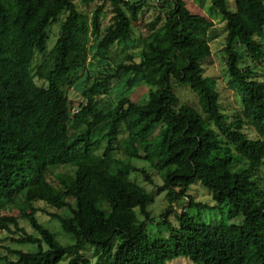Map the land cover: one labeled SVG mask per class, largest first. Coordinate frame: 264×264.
<instances>
[{"label": "trees", "instance_id": "1", "mask_svg": "<svg viewBox=\"0 0 264 264\" xmlns=\"http://www.w3.org/2000/svg\"><path fill=\"white\" fill-rule=\"evenodd\" d=\"M171 1L164 23L158 27V15L147 25L140 60L127 53L94 81L88 74L85 103L75 110L64 85L75 84L73 75L87 70L94 44L96 57L107 61L114 47L134 42V24L148 0H106L92 17L73 0H0V206L20 201L28 211L4 217L0 230L19 235V246L37 247L7 249L0 264H168L179 258L264 264V81L254 77L264 64V0H234V11L228 0H212L227 27V71L242 96L240 120L232 122L203 67L218 37L214 23L193 14L184 0ZM107 2L113 16L103 30ZM63 13L49 49V29ZM239 46L253 67H241ZM123 76L152 88L145 104L101 101ZM175 87L194 92L198 108L180 105ZM246 125L256 139L244 132ZM135 160L148 162L163 181L159 192H165L168 207L159 221L149 212L154 195L120 177L137 174L154 184ZM241 162L245 167L238 169ZM58 169L60 188L48 179ZM197 183L210 193L212 205L190 195ZM183 200L187 209L178 215L174 207ZM190 210L219 211L223 219L197 222ZM38 213L58 222L74 243L61 245ZM172 215L177 225L169 221ZM21 219L37 236L20 226ZM148 224L167 226L169 238L151 241ZM85 246L95 248L94 263L81 254Z\"/></svg>", "mask_w": 264, "mask_h": 264}, {"label": "rangeland", "instance_id": "2", "mask_svg": "<svg viewBox=\"0 0 264 264\" xmlns=\"http://www.w3.org/2000/svg\"><path fill=\"white\" fill-rule=\"evenodd\" d=\"M77 8L80 12H85L92 14L95 12L96 8L103 4L106 0H95V2L91 3L89 6H86L83 0H73ZM189 10L196 15L207 17L210 21L214 23V27L216 29L218 37L210 42V47L212 51L211 57L206 59L203 62V67L205 69V76L212 78L215 80L217 84V90L220 94V104L223 112L229 117V122L234 120H240V114L242 110V102H241V93L232 85L230 76L227 71V56L224 52L226 47V37H227V27L226 23L219 17V15L212 10V0H184ZM229 7L231 10H235L234 0H228ZM174 2L171 0H148L147 5L145 6L143 12L139 17V21L134 24V42L129 44L127 47L116 46L114 47L110 54L108 60H100L96 57V47L97 45L91 46V54L87 64V70L82 72H78L73 75V80L75 84L69 85L68 83L64 85V90L68 95L69 99L73 102L74 109L78 110L80 104H84L85 100L82 97V92L84 91L87 83L88 74L92 76V81L98 78L101 74L106 73L110 68H114L115 65L122 60H124L127 53H131L134 55L136 61L140 60L141 51L143 48L144 39L148 36L149 32L147 29V25L155 20L158 15L162 18V22L158 25H162L165 20L166 13L173 7ZM66 13H63L61 16V20L56 23H53L49 29L50 40L48 41V48L51 49L58 38L60 32V25L62 20H64V16ZM113 16L111 3H106L105 14L102 17L101 23L103 30H106L111 25V18ZM260 41L264 44V38L260 39ZM239 54L241 56V67H253L254 64L251 61L250 57L246 53L244 48L238 47ZM40 59V58H39ZM79 77L78 80L75 78ZM256 80L264 81V64L260 65L255 72L254 75ZM91 81V82H92ZM131 83V85H130ZM152 90L151 87L146 85L140 79H134L131 76H123L120 80L114 81L109 85V89L106 93H104L101 97V101L106 104H116L123 98L130 99L135 104H145L149 99V93ZM174 92L178 96V101L180 105L188 104L193 106L194 108H198V96L192 92L188 88H179L175 87ZM103 104V105H104ZM244 132L250 139H256L257 134L254 132L252 128L248 125L245 126ZM122 141V140H121ZM104 144L101 146V151L104 149ZM133 164L137 168H144L151 175L154 184L150 185L145 181V179L141 175L132 174L131 176L127 174L120 173V177L124 180H131L132 182L142 186L149 193L153 194L155 197L154 204L149 206V212L151 216L156 221H159L160 215H162L165 209L168 207V202L166 199L165 192H159V189L163 186V181L161 177L156 173V171L152 168V166L146 162L145 160L141 161H133ZM245 167V163H237V168L241 169ZM262 175L264 178V166L261 167ZM60 169L55 170L54 173H51L48 177L49 181L60 188V184L56 178V175L61 173ZM190 195L194 197L197 202L212 205L213 200L210 193L199 183L192 186ZM45 209L49 213H59V211L55 209H50L46 206ZM187 209V201L183 200L179 202L175 207L174 211L176 213L182 214ZM26 206L23 205L22 202L16 201L14 203L5 202L0 206V221L3 220L4 217L14 216L19 217L25 213H27ZM191 217H194V220L197 222H205L207 224H213L217 221L223 219V214L221 212H205V211H188ZM37 218L40 223H42L45 227L51 230L61 245H69L73 244L74 240L65 235L61 229V226L58 222L53 221L49 216L38 213ZM225 218V217H224ZM227 219V218H225ZM169 221L173 225H177L175 215L169 217ZM228 221V219L226 220ZM157 223V222H156ZM234 224H241L242 219L239 221L231 222ZM19 224L23 229H26V232L30 235L37 236L34 230L29 226V224L25 220H19ZM147 232L150 236L151 241L156 239H168L169 238V229L167 226H158V224H148ZM19 235H11L5 231L0 230V254L5 256L7 255V249H17L23 251H36L37 247L26 244V245H17L14 240L19 239ZM81 254L90 259L92 263L96 261V251L95 248H90L85 246L81 251ZM69 260L64 261L62 264H69ZM168 264H193L189 259L179 258L175 259Z\"/></svg>", "mask_w": 264, "mask_h": 264}, {"label": "built area", "instance_id": "3", "mask_svg": "<svg viewBox=\"0 0 264 264\" xmlns=\"http://www.w3.org/2000/svg\"><path fill=\"white\" fill-rule=\"evenodd\" d=\"M122 1H124V2H130L131 0H122Z\"/></svg>", "mask_w": 264, "mask_h": 264}]
</instances>
